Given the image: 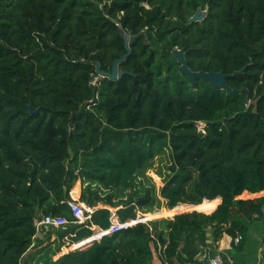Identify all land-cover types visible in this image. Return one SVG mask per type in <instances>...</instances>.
Instances as JSON below:
<instances>
[{"label": "trees", "instance_id": "16d2710c", "mask_svg": "<svg viewBox=\"0 0 264 264\" xmlns=\"http://www.w3.org/2000/svg\"><path fill=\"white\" fill-rule=\"evenodd\" d=\"M119 26L138 34L119 64L132 74L99 77L96 60L109 71L125 52ZM174 47L192 70L243 69L226 82L247 92L191 85ZM160 155L156 188L144 171ZM77 181L84 223L67 205ZM262 190L264 0H0V264H201L209 236L264 218V195L236 199ZM203 200L52 259L107 228L111 207L125 221ZM48 214L69 222L36 242Z\"/></svg>", "mask_w": 264, "mask_h": 264}, {"label": "crops", "instance_id": "0c3cea01", "mask_svg": "<svg viewBox=\"0 0 264 264\" xmlns=\"http://www.w3.org/2000/svg\"><path fill=\"white\" fill-rule=\"evenodd\" d=\"M263 191L264 190H262L259 193H255V194L253 193V195L255 196L264 195L262 194ZM70 196L72 197V195ZM248 196H237L236 199L248 198ZM78 197L79 196L75 197V199H78ZM219 203L220 201L218 202L217 205H219ZM184 205H188V204H184ZM144 214H148V213H144ZM91 228L93 232L96 231L97 229L96 226H92ZM42 235H44V233L40 231V233H38L36 237L38 236L39 238H41ZM237 235L241 236V238L238 241L235 240ZM263 237H264V218L252 222L243 236L240 233H236L235 236H232L231 234L228 233H223L221 238L217 242H213L211 240V237L209 236L206 245L202 247V249L196 256V259L201 264H208V258H210L215 254H220L224 258L225 264H264V255H263L264 252H262V250L260 249ZM51 239H53V236ZM62 253L64 252L62 251ZM153 262L155 264H160L155 254H154Z\"/></svg>", "mask_w": 264, "mask_h": 264}, {"label": "water", "instance_id": "95a60500", "mask_svg": "<svg viewBox=\"0 0 264 264\" xmlns=\"http://www.w3.org/2000/svg\"><path fill=\"white\" fill-rule=\"evenodd\" d=\"M205 16H206V10L203 9L202 6H199L196 8L194 13L188 18V22L193 23V22L201 21L202 19H204ZM119 28H120V34L124 40L125 52L120 57H117L113 60L109 71L103 70L101 68V62L99 60H96L95 70L99 77H106L110 80H115V79H120L125 73L132 74V71L120 70L119 64H121L126 59V57L130 55L131 53L130 46L132 42L137 38L138 34L129 35L125 30L121 28V26H119ZM172 53L177 63L179 64L178 68L180 73L189 79L191 85H193L197 79H201L203 81L209 82L216 88L226 89L229 92H236V91L247 92L246 88H240V89L236 87L232 88L226 82V78L234 76L236 74H240L243 71V69L233 71L232 73H225L223 70L220 71L192 70L188 65V61L185 57L183 48L174 47ZM30 110L34 111L32 108H30ZM27 254L28 252H26L23 255L22 261L24 260Z\"/></svg>", "mask_w": 264, "mask_h": 264}, {"label": "built area", "instance_id": "2783aa9c", "mask_svg": "<svg viewBox=\"0 0 264 264\" xmlns=\"http://www.w3.org/2000/svg\"><path fill=\"white\" fill-rule=\"evenodd\" d=\"M67 205L70 208L73 216V222L74 223H84L90 218V212L92 211L91 206H87L84 203L79 202L77 199L72 198L67 201ZM140 212L137 213L136 218L127 219L125 221H121L118 219V217L115 215V211L111 209V215H110V225L103 229V228H97L96 231H94L91 235L85 237L82 240L77 241L76 243L72 244V247H82L84 245L87 246V244H91L95 240H99L102 236L106 234H110L116 231H119L123 228H126L128 226L134 225L139 222H145L148 220V218H145L146 215H138ZM143 214V213H141ZM69 221L63 217V216H53V215H44L38 220L35 221V225L37 227V230L40 231V229H46V228H59ZM241 238L240 235H237L236 241H238ZM260 249L262 252H264V237L261 242ZM208 264H225L224 258L220 254H215L208 258Z\"/></svg>", "mask_w": 264, "mask_h": 264}, {"label": "rangeland", "instance_id": "374dc122", "mask_svg": "<svg viewBox=\"0 0 264 264\" xmlns=\"http://www.w3.org/2000/svg\"><path fill=\"white\" fill-rule=\"evenodd\" d=\"M138 67H139L138 62L133 61L130 64V66H128L127 68L130 69V70H135ZM94 82H95V80L93 81V83ZM202 126H203V123H200V121H199L198 127L201 128ZM167 162H168L167 156H165V155L156 156L148 163V167L145 168L144 174L148 175L152 179V181L155 183L156 188H158V187H160L162 185L161 178H162V175H163V173L165 171V164ZM76 183H77V185H79V186H77L78 189L76 187V189L73 191V195H72L71 191H72V188L76 185L75 184L71 188V191H70V195H72L73 198H75V197L80 195V193H79V191L81 190L80 181H77ZM256 193H259V192H256ZM262 194H264V191L262 192ZM245 196H248V195H245ZM257 196H259V195H257ZM250 197H255V195L250 196ZM204 204H205V200L203 202H201L200 204H195V205H184V204L183 205H179V206H177V208H174V209L170 210L171 211L170 214H168V212L167 213L165 212L167 208L161 207L160 209L155 210V212L153 214H151V213H148V214L139 213L138 215H146L145 218H149V219L157 218V217H170V216H173L176 213L184 212V211H191V210L203 211ZM219 204H221V202ZM111 209H114V208L111 207ZM203 212H205V211H203ZM44 230H47V229H44ZM82 239H84V238H82ZM38 240H40V238L37 236L34 241L37 242ZM84 246H86V245H84ZM84 246L77 247V248H83ZM74 248H76V247H72V246L63 247L61 252L59 254H56L55 256H53L52 259H55L58 255H60L62 253V251L63 252L66 251L67 252V250H72ZM153 258H154V255H153Z\"/></svg>", "mask_w": 264, "mask_h": 264}, {"label": "clouds", "instance_id": "9594fccd", "mask_svg": "<svg viewBox=\"0 0 264 264\" xmlns=\"http://www.w3.org/2000/svg\"><path fill=\"white\" fill-rule=\"evenodd\" d=\"M110 210H111V208H110ZM114 211H115V209H113ZM141 213V212H140ZM144 214V213H143ZM116 215V214H115ZM68 251V250H67Z\"/></svg>", "mask_w": 264, "mask_h": 264}]
</instances>
